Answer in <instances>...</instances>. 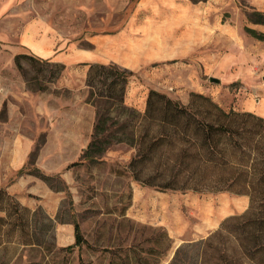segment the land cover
Listing matches in <instances>:
<instances>
[{
    "label": "rangeland",
    "instance_id": "374dc122",
    "mask_svg": "<svg viewBox=\"0 0 264 264\" xmlns=\"http://www.w3.org/2000/svg\"><path fill=\"white\" fill-rule=\"evenodd\" d=\"M253 11L264 13V0H0V187L34 212L37 236L0 249V264H168L180 244L242 213L247 195L161 191L132 180L126 144L66 166L79 160L95 120L85 102L89 64L131 70L124 101L141 112L150 89L186 104L191 92L215 85L207 75L221 55L235 53L237 26L250 36L244 28L258 25ZM175 34L184 38L173 51ZM187 34L194 42L185 53ZM34 168L67 191L51 189L29 173ZM73 220L87 243L66 250Z\"/></svg>",
    "mask_w": 264,
    "mask_h": 264
},
{
    "label": "trees",
    "instance_id": "16d2710c",
    "mask_svg": "<svg viewBox=\"0 0 264 264\" xmlns=\"http://www.w3.org/2000/svg\"><path fill=\"white\" fill-rule=\"evenodd\" d=\"M249 20L264 25V13ZM244 30L264 42V33ZM18 58V57H17ZM16 58V59H17ZM133 72L115 63L89 64L86 103L95 108V120L79 160L95 161L114 144H126L134 153L126 164L132 180L161 191L222 192L247 195L240 214L225 217L204 238L180 244L168 264H264V117L225 109L210 96L191 92L188 103L150 89L141 112L125 104ZM24 173V167L17 175ZM53 189L56 175L34 168L29 172ZM0 249L12 241L32 245L37 236L31 212L0 187ZM59 222H63L61 219ZM74 242L66 250L87 243L79 223L72 221ZM45 228V227H43ZM43 230V229H42ZM165 232L158 242H167Z\"/></svg>",
    "mask_w": 264,
    "mask_h": 264
},
{
    "label": "crops",
    "instance_id": "0c3cea01",
    "mask_svg": "<svg viewBox=\"0 0 264 264\" xmlns=\"http://www.w3.org/2000/svg\"><path fill=\"white\" fill-rule=\"evenodd\" d=\"M175 18V24L171 25L173 28L181 21L177 17ZM250 28L264 33V25L262 24L253 25ZM222 29L226 30L225 27ZM233 34L236 39L235 53L233 56L225 53L224 56L221 55L216 60L211 73L213 76H217L218 82H213L214 86H204L200 92L210 96L225 109L248 111L264 117V42L243 33L238 26L233 30ZM183 38L184 36H178L177 34L171 37L173 51L177 49L178 43H182ZM185 38V47H182L181 52L188 53L194 40L192 35L188 34L185 35ZM213 76L207 75V78ZM191 80L193 81L192 77ZM233 84L234 86L231 87ZM59 134L55 149L64 148L65 140H60ZM62 135H64L63 131L61 132ZM88 138L89 133L86 142ZM83 146V144L80 145V148ZM22 164L23 161L16 164L14 168L20 169Z\"/></svg>",
    "mask_w": 264,
    "mask_h": 264
},
{
    "label": "water",
    "instance_id": "95a60500",
    "mask_svg": "<svg viewBox=\"0 0 264 264\" xmlns=\"http://www.w3.org/2000/svg\"><path fill=\"white\" fill-rule=\"evenodd\" d=\"M209 80L211 82H218V78H216V77H209Z\"/></svg>",
    "mask_w": 264,
    "mask_h": 264
}]
</instances>
